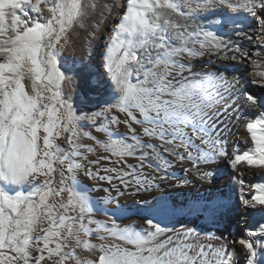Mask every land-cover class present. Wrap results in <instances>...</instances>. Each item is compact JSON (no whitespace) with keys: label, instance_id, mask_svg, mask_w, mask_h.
Masks as SVG:
<instances>
[{"label":"snow or ice","instance_id":"6c2138e0","mask_svg":"<svg viewBox=\"0 0 264 264\" xmlns=\"http://www.w3.org/2000/svg\"><path fill=\"white\" fill-rule=\"evenodd\" d=\"M262 57L264 0H0V264H264Z\"/></svg>","mask_w":264,"mask_h":264},{"label":"bare ground","instance_id":"6f19581e","mask_svg":"<svg viewBox=\"0 0 264 264\" xmlns=\"http://www.w3.org/2000/svg\"><path fill=\"white\" fill-rule=\"evenodd\" d=\"M82 35H83V33H82ZM101 43H103V41H101ZM244 43H247V41H244ZM250 47H254V46H250ZM80 54H81V51L78 48L76 53H75V56H76L77 59H79ZM64 55L69 58V62L71 63V59H72V57L74 55L71 46L67 47V49L64 52ZM94 82H95V80L93 79V83ZM67 87L68 86H66V90H67ZM253 90L257 92V95H261V93L259 92L258 89H253ZM121 131H123V128H121ZM231 131L236 133V136L234 137V136L231 135V133H229V144L230 145L233 144V143L239 142L240 140L247 141L248 145H250V143H251V141L249 140L250 137L249 138L246 137L247 132L244 129L242 124L236 125L234 128H232ZM238 168H239L240 172L244 174V179H245V182H246V186L248 184V181H250L253 176L258 177L260 172L262 171V170L255 169V168H248L244 164L238 165ZM177 174H179V173H177ZM214 181H215L214 183H206V184H199V183L196 184V185L189 184V185L184 186L183 188H168V187H165L163 189L162 193H156V195L158 197L160 195H163L165 197V199H167V198L170 197L171 194L172 195L174 194L175 198L177 199L176 202H178V203L179 202L180 203H191V202L196 201V200L208 201V200H212V199L218 197L220 195V193H225L226 195H229V196L233 195V192H232V187L233 186L229 183L228 175L225 173V171L223 169H221L217 173L216 177L214 178ZM92 195L96 196L95 193H92ZM126 201H127V203L131 202L130 200H126ZM151 201H152V199H151V197H149L148 202L150 203ZM121 202H122V200H121ZM133 208L128 211V213H129L128 216H133L134 219L138 220V217L134 216ZM97 218L101 219V220H108V217L103 216V215H100ZM161 219H162L163 223L167 224V222H168L167 219H163V218H161ZM176 219H181V216L178 215V216H176L174 218L173 217H169V222L168 223L171 225L172 223L175 222ZM183 219L186 222L194 221L196 225L208 228L207 224H206L207 226L204 225V223L201 220L194 218V216H184ZM234 219H235V217L233 218V220ZM139 222L142 223V221H139ZM109 223H110V221H109ZM208 223H210V222H208ZM177 227H179V225H177ZM211 227L213 228V225Z\"/></svg>","mask_w":264,"mask_h":264},{"label":"rangeland","instance_id":"374dc122","mask_svg":"<svg viewBox=\"0 0 264 264\" xmlns=\"http://www.w3.org/2000/svg\"><path fill=\"white\" fill-rule=\"evenodd\" d=\"M262 59H264V57H262ZM246 137L249 138V137H248V134H246ZM249 140H250V138H249ZM258 178H259V176H258L257 179H256L257 182H259V179H258ZM251 181H252V182H256L255 180H251ZM248 182H249V181H248ZM249 191H250V190H249ZM163 197H164V196H163ZM164 198H165V197H164ZM166 200L169 201V202H176L177 199L175 198L174 194H173V195L171 194L170 197L167 198ZM121 203H122V204H123V203H127V201H126V200H122ZM128 203H130V202H128ZM151 203H153V201H151L150 204H151ZM176 203H177V204H180V202H179V203L176 202ZM136 211H137V209L134 207V208H133V213H135ZM128 214H129V213L127 212L126 215H128ZM233 216L235 217V214H233ZM194 218H196V216H194ZM196 219H197V218H196ZM167 220H168V222H169V217L167 218ZM199 220H201V221L204 223V225L207 224L208 226H207V225H206V226L208 227V229H209V230L212 229L211 231L214 230L213 232H215L217 235L219 234V231H224L225 226H223V225H222L223 227L220 226V229H219V231H218V230H216V229L214 228V226H213V228H212V227H211V226L213 225L212 222H211L209 219L204 218L203 216L201 217V219L199 218ZM206 220H207V221H206ZM234 220H235V221H234ZM234 220H232L231 225H228V226H227V231L224 232V234H225L226 236H227V234H228L229 231H230L233 235H236V234L238 233V231H239L240 229L243 228V224H239V225H238L237 222H236V218H235ZM233 221H234V222H233ZM168 222H167V224H169ZM208 222H210V223H208ZM169 225H170V224H169ZM210 225H211V226H210ZM210 227H211V228H210Z\"/></svg>","mask_w":264,"mask_h":264}]
</instances>
